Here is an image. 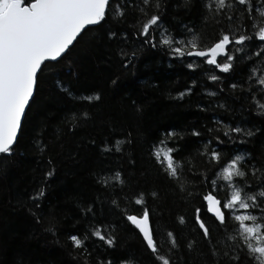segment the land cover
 <instances>
[{"label": "snow or ice", "instance_id": "1", "mask_svg": "<svg viewBox=\"0 0 264 264\" xmlns=\"http://www.w3.org/2000/svg\"><path fill=\"white\" fill-rule=\"evenodd\" d=\"M173 6L186 12L197 8L204 30L184 21L171 27ZM93 29L97 33L92 40L123 69L134 66L147 49L184 62L190 71L203 68L207 103L197 107L213 114L211 126H205L207 138L195 152L184 154L179 146L183 137L174 129L140 143L131 130L116 131L111 119L105 123L110 137L88 143L109 166L90 173L96 195L78 205L84 231L67 236L74 259L79 264H114L111 256L94 255L96 249L88 245L98 241L105 252L115 249L117 227L124 224L138 236L151 264H264V154L221 150L225 144H246L259 131L236 119L237 113L264 119V0H176L175 5L171 0H0V157L13 156L19 146L45 72ZM196 86L191 81L175 99L182 100ZM56 87L76 101L63 118L66 131L87 127L95 119L92 109L100 94L75 96L60 80ZM133 105L139 111L135 101ZM216 109L228 118L216 115ZM190 135L203 133L194 128ZM57 144L63 148L59 140ZM69 155L77 159L79 153ZM138 156L143 162L139 167ZM54 168L50 156L44 182L21 193L16 204L55 237L58 218H45L41 204ZM176 200L199 204L190 216L178 213L169 223L165 212ZM106 209L119 221L109 219ZM119 264L139 261L123 257Z\"/></svg>", "mask_w": 264, "mask_h": 264}, {"label": "trees", "instance_id": "2", "mask_svg": "<svg viewBox=\"0 0 264 264\" xmlns=\"http://www.w3.org/2000/svg\"><path fill=\"white\" fill-rule=\"evenodd\" d=\"M171 3L175 5L176 0ZM168 21L171 27L184 21L204 30L197 8L186 12L173 6L169 9ZM96 33L95 29L86 33L84 42L60 64L45 72V83L32 102L27 123L19 135V146L13 156L0 157V264H79L67 236L84 231L86 222L80 219L78 205L96 195L91 171L109 166L108 160L98 158L96 149L88 143L95 139L99 144L110 137L105 126L109 119L117 124L116 131L131 130L140 143L155 140L162 132L174 129L183 137L179 141L181 154L195 152L207 138L205 126H211L213 110L201 111L197 107L207 103L202 94L208 83L203 68L190 71L184 62L170 59L162 51L147 49L134 61V66L123 69L114 55L109 60L105 47L92 40ZM57 80L70 87L75 96L91 91L100 94L101 100L92 109L95 119L87 127L74 133L66 131L63 118L76 101L56 87ZM113 80L116 82L112 83ZM193 80L197 81L194 91L182 100L175 99L177 92L183 91ZM215 112L228 118L223 109ZM235 118L245 119L259 131L248 143L225 144L221 150L225 153L246 151L254 156L264 154V119L240 113ZM194 128L203 133L202 137L190 135ZM37 140L43 143L38 146ZM57 140L63 144L62 149ZM45 146L47 150L41 152L40 148ZM74 152L79 153L77 159L69 155ZM50 156L55 159L54 174L46 182L41 204L45 218L49 214L58 218L55 237L35 225L28 212L16 204L21 193L44 182L43 171ZM142 163L138 156L137 166ZM153 177L154 173L150 179ZM198 204L199 201L189 205L173 201L166 209L165 218L171 223L178 213L190 216L192 208ZM106 214L109 219L119 221L116 213L109 214L106 209ZM117 234L115 249L105 252L98 241H89V249H96L94 255L111 256L114 264H119L123 257L134 258L139 264H151L140 239L130 228L120 224Z\"/></svg>", "mask_w": 264, "mask_h": 264}]
</instances>
